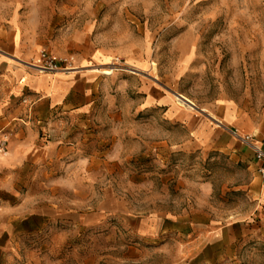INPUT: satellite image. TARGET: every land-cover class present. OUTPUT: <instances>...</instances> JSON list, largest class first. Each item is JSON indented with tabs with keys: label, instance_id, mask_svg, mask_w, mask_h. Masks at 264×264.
<instances>
[{
	"label": "rangeland",
	"instance_id": "374dc122",
	"mask_svg": "<svg viewBox=\"0 0 264 264\" xmlns=\"http://www.w3.org/2000/svg\"><path fill=\"white\" fill-rule=\"evenodd\" d=\"M13 15L30 64L44 49L107 79L0 182V264H264L242 139L264 141V0H0Z\"/></svg>",
	"mask_w": 264,
	"mask_h": 264
},
{
	"label": "crops",
	"instance_id": "0c3cea01",
	"mask_svg": "<svg viewBox=\"0 0 264 264\" xmlns=\"http://www.w3.org/2000/svg\"><path fill=\"white\" fill-rule=\"evenodd\" d=\"M7 23L0 17V132L10 136L0 155V182L5 183L11 182L14 170L42 162L57 149L65 122L71 127L72 118L85 115L107 79L90 69L41 72L30 67L37 41L15 15ZM196 134L206 138L209 130L198 128ZM42 136L47 139L41 140ZM260 177L264 181V175ZM259 190L264 210V182Z\"/></svg>",
	"mask_w": 264,
	"mask_h": 264
},
{
	"label": "built area",
	"instance_id": "2783aa9c",
	"mask_svg": "<svg viewBox=\"0 0 264 264\" xmlns=\"http://www.w3.org/2000/svg\"><path fill=\"white\" fill-rule=\"evenodd\" d=\"M70 64L71 59H60L50 54L48 51L41 49L38 52V57L35 62L31 63L30 65L41 72H56L60 70H68ZM242 139L245 144H248L252 147L254 158L261 163L258 172L261 175H264V141L255 142L251 136H245L242 137ZM7 142V135L0 132V155L5 153Z\"/></svg>",
	"mask_w": 264,
	"mask_h": 264
},
{
	"label": "bare ground",
	"instance_id": "6f19581e",
	"mask_svg": "<svg viewBox=\"0 0 264 264\" xmlns=\"http://www.w3.org/2000/svg\"><path fill=\"white\" fill-rule=\"evenodd\" d=\"M112 68H114V67H112ZM112 68H108L107 70H103V72L104 73H107V74H109V73H112ZM178 97V96H177ZM178 99V101L179 102H181L182 104H186L187 106H189V107H191V101L188 99V98H186L185 96H183V95H179V97L177 98ZM185 105V106H186Z\"/></svg>",
	"mask_w": 264,
	"mask_h": 264
}]
</instances>
